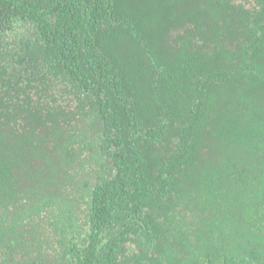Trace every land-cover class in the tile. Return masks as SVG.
I'll return each mask as SVG.
<instances>
[{"label":"trees","instance_id":"1","mask_svg":"<svg viewBox=\"0 0 264 264\" xmlns=\"http://www.w3.org/2000/svg\"><path fill=\"white\" fill-rule=\"evenodd\" d=\"M0 264H264V0H0Z\"/></svg>","mask_w":264,"mask_h":264},{"label":"rangeland","instance_id":"2","mask_svg":"<svg viewBox=\"0 0 264 264\" xmlns=\"http://www.w3.org/2000/svg\"><path fill=\"white\" fill-rule=\"evenodd\" d=\"M49 255V254H48ZM50 256V255H49Z\"/></svg>","mask_w":264,"mask_h":264}]
</instances>
